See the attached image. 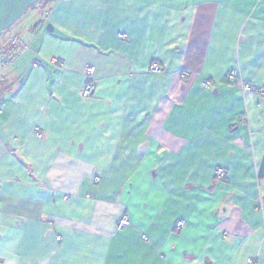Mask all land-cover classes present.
Returning <instances> with one entry per match:
<instances>
[{
    "label": "crops",
    "instance_id": "crops-1",
    "mask_svg": "<svg viewBox=\"0 0 264 264\" xmlns=\"http://www.w3.org/2000/svg\"><path fill=\"white\" fill-rule=\"evenodd\" d=\"M45 11L0 92V264H264V0Z\"/></svg>",
    "mask_w": 264,
    "mask_h": 264
},
{
    "label": "built area",
    "instance_id": "built-area-1",
    "mask_svg": "<svg viewBox=\"0 0 264 264\" xmlns=\"http://www.w3.org/2000/svg\"><path fill=\"white\" fill-rule=\"evenodd\" d=\"M19 40H11L8 45L6 44V46L0 45V83L5 82L6 81V71L8 69V66L10 65V63L16 58V56L20 53V51L22 50L23 46L22 43ZM150 71L153 73H160L161 69L160 67H158L157 65H153L150 68ZM93 72H94V68L93 67H86L84 70V77H85V82L84 85L81 89V96L84 99L89 98L94 90H95V82L93 79ZM188 74L185 73L184 77H187ZM229 77L231 79H234L235 77V73L233 71H231L229 73ZM212 81L210 80H203L201 83V86L203 89H209L212 86ZM240 89L244 92H256L258 94L263 95L264 94V87H258L255 84L252 83H246L243 82L240 84ZM214 176L218 179H223L226 176L225 171L222 168H216L215 172H214ZM130 225V221L128 219L127 216H123L121 218H119L118 222H117V228L118 229H122L126 226ZM175 227L180 229L182 227H184V222L183 221H177L175 223Z\"/></svg>",
    "mask_w": 264,
    "mask_h": 264
},
{
    "label": "rangeland",
    "instance_id": "rangeland-1",
    "mask_svg": "<svg viewBox=\"0 0 264 264\" xmlns=\"http://www.w3.org/2000/svg\"><path fill=\"white\" fill-rule=\"evenodd\" d=\"M45 4V0H38L16 23L2 32L0 34V45L6 46V44L8 45L13 39L17 41L18 38L16 35L22 36L26 30L32 28L40 19H42L46 12Z\"/></svg>",
    "mask_w": 264,
    "mask_h": 264
},
{
    "label": "water",
    "instance_id": "water-1",
    "mask_svg": "<svg viewBox=\"0 0 264 264\" xmlns=\"http://www.w3.org/2000/svg\"><path fill=\"white\" fill-rule=\"evenodd\" d=\"M38 0H0V34L16 23Z\"/></svg>",
    "mask_w": 264,
    "mask_h": 264
},
{
    "label": "trees",
    "instance_id": "trees-1",
    "mask_svg": "<svg viewBox=\"0 0 264 264\" xmlns=\"http://www.w3.org/2000/svg\"><path fill=\"white\" fill-rule=\"evenodd\" d=\"M40 1V0H39ZM42 1V0H41ZM54 0H45V5L44 6H46V5H48V3H51V2H53ZM6 82H2V83H0V92H3V91H5V90H7V86H6Z\"/></svg>",
    "mask_w": 264,
    "mask_h": 264
}]
</instances>
